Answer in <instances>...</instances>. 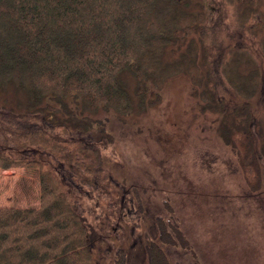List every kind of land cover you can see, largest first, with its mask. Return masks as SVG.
<instances>
[{
	"label": "trees",
	"instance_id": "1",
	"mask_svg": "<svg viewBox=\"0 0 264 264\" xmlns=\"http://www.w3.org/2000/svg\"><path fill=\"white\" fill-rule=\"evenodd\" d=\"M192 31L198 39L166 60ZM200 56L208 85L255 96L264 80L259 0H0V93L22 92L20 114L36 118L15 120L0 105L11 130L0 119V168H36L40 188L37 206L0 207V264L95 263L114 234L86 202L109 196L112 183L102 152L112 136L95 118L130 115L133 97L144 109L148 93L174 75L199 85ZM241 65L252 70L243 75Z\"/></svg>",
	"mask_w": 264,
	"mask_h": 264
},
{
	"label": "rangeland",
	"instance_id": "2",
	"mask_svg": "<svg viewBox=\"0 0 264 264\" xmlns=\"http://www.w3.org/2000/svg\"><path fill=\"white\" fill-rule=\"evenodd\" d=\"M259 7L264 15V0ZM190 39L196 32L165 59L177 60ZM198 64L199 85L187 73L174 75L148 93L144 109L133 97L130 115L95 118L112 136L102 146L112 183L109 196L86 202L114 234L97 247L94 264H264V80L245 99L208 85L201 56ZM251 70L240 66L243 75ZM123 79L133 95V77ZM0 105L15 120L26 118L22 92L6 89ZM39 197L36 168H0V207H34Z\"/></svg>",
	"mask_w": 264,
	"mask_h": 264
}]
</instances>
